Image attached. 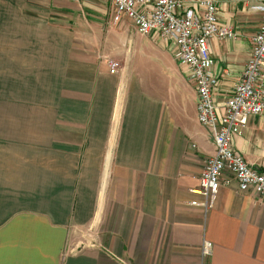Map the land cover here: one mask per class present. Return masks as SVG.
I'll return each instance as SVG.
<instances>
[{"label": "crops", "instance_id": "1", "mask_svg": "<svg viewBox=\"0 0 264 264\" xmlns=\"http://www.w3.org/2000/svg\"><path fill=\"white\" fill-rule=\"evenodd\" d=\"M263 1L217 0L236 33L210 43L220 105ZM114 12L111 0H0V264H264L257 191L226 171L212 209L191 204L216 146L175 43ZM234 146L264 172V115Z\"/></svg>", "mask_w": 264, "mask_h": 264}, {"label": "built area", "instance_id": "2", "mask_svg": "<svg viewBox=\"0 0 264 264\" xmlns=\"http://www.w3.org/2000/svg\"><path fill=\"white\" fill-rule=\"evenodd\" d=\"M188 1V2H187ZM114 21L129 18L138 32L157 33L172 40L180 64L193 80L198 94V120L214 132L216 151L210 156L193 193L191 204L204 212L218 198L222 175L232 172L241 189L252 188L264 201V172L250 163L234 146L251 115H264V1L252 6L262 14L260 28L252 37V48L242 75L222 105L217 103L219 76L211 40L236 37L229 23L219 19L217 0H111ZM111 72L120 66L110 60ZM213 243L205 240L202 256L212 255ZM203 264H208L206 261Z\"/></svg>", "mask_w": 264, "mask_h": 264}]
</instances>
